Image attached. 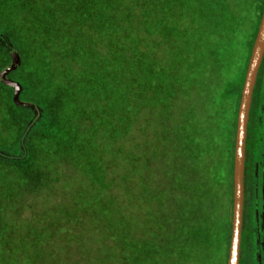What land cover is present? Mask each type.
I'll return each mask as SVG.
<instances>
[{"label":"rangeland","instance_id":"374dc122","mask_svg":"<svg viewBox=\"0 0 264 264\" xmlns=\"http://www.w3.org/2000/svg\"><path fill=\"white\" fill-rule=\"evenodd\" d=\"M126 1L140 4L142 28L166 36L169 40L168 50L164 49L168 55L164 54L156 60L157 66L163 59L167 61L163 74L159 77H155L153 72L149 74L157 80L154 86L156 94L150 95L148 100L140 99L144 105L153 104L155 110L163 113L166 119L165 129H137L139 134L153 131L151 143L144 142L147 139L139 135L138 158L132 161L140 177L138 195L135 194V197L147 202L145 207L140 206L135 211L140 221L144 217L145 220L139 226L126 221L124 224L132 227L139 239L140 234L148 235L152 224L160 221L159 217H151V201L164 197L169 201L170 210L165 218L166 225L162 222L163 233L148 238L144 244H137L136 251L125 250L120 258L112 259L108 254L110 245H103V240L99 243L98 239L89 236L97 232H86L88 235L75 233V222L70 226L71 234L63 239L60 230H54L49 238L43 220L33 219L35 222L32 223L30 211L35 209L29 206L23 208V203L26 205L25 201L35 195L31 188L43 181L51 170L49 165L52 162L48 155L39 151L45 159L27 157L25 138L30 137L33 129H44L42 134L48 136L45 137L47 140L53 138L52 135L58 137L56 143L59 149L75 148L82 154L85 165L81 171H84L97 165L93 156V149L96 148L92 146L91 138L100 139L102 135L96 129H80L81 125H78L80 105H89L93 96H77L75 102L79 109L72 106L74 100L66 95V87L53 81L51 75L54 66L43 60L44 51L39 42L31 43L27 36L7 34L20 33L13 14L17 0H0V261L30 264L29 259L33 256L38 264H46V258L42 260L41 252L37 253L41 248L44 253L50 251L54 254V264H130L131 259L134 264L139 260L151 264L158 254L150 251L148 246L160 252L158 264H224L226 261L232 124L237 108V91L251 47V34L257 27L258 0H194L192 5L196 16L193 18H188L192 13L188 6L190 0ZM170 19H187L193 30L183 39L182 25L173 31L170 25L166 27ZM51 35L55 36L53 32ZM55 43L48 45L50 53L56 54ZM100 74L103 76V73ZM89 85L80 80L76 88L86 87L92 92ZM261 85L264 86V80H261ZM184 88L189 94L185 101L183 98L186 95L180 91ZM94 90L96 99L104 104L106 101L116 102V92L104 84L97 85ZM178 91L183 101L170 103L177 97ZM140 92L145 95L144 87ZM256 97L264 100V89ZM181 108L184 109L182 118L178 112ZM89 116L92 117V114ZM72 123L76 127L75 136H72ZM257 129L258 134L261 132L264 136V125L260 124ZM121 130L124 129L113 130L114 135ZM28 146L32 148V145ZM162 146L168 147V163L152 171V163L160 156L165 159L166 155L159 151L154 154L151 148ZM134 173L138 174L136 171ZM22 184H26L23 189L17 187L14 190L12 187ZM63 193L60 187L52 192L43 191L40 196H53L55 207L40 208L38 212L48 215L55 211L54 215H60L62 201L65 200ZM101 193L106 196V189ZM129 194L126 191V195ZM77 195L73 204L77 203ZM180 209L182 218L177 213ZM87 210L91 216L89 218L102 212L101 208L94 206V201ZM122 210L128 211V207L124 206ZM124 219L129 218L125 215ZM67 220L72 222L74 218L67 217ZM53 222L51 220L48 225L57 229L59 222ZM19 223L23 232L29 234L24 246L20 240L22 232L17 229ZM102 223L99 226L106 230V218ZM105 233V237L102 234L104 240L110 239L109 234ZM96 249L101 254L94 256Z\"/></svg>","mask_w":264,"mask_h":264},{"label":"trees","instance_id":"16d2710c","mask_svg":"<svg viewBox=\"0 0 264 264\" xmlns=\"http://www.w3.org/2000/svg\"><path fill=\"white\" fill-rule=\"evenodd\" d=\"M192 4H194V0L189 2L188 6L192 13L188 18L196 16L193 13ZM261 6L262 0H258L257 23ZM13 14L20 33L11 32L7 34L12 35L14 33L16 34L14 36L17 37L27 36L31 43L39 42L44 51L43 60L54 66L51 75L53 81H56L61 87H66V95L74 100L72 106L77 109L80 108L81 117L78 119V125H81L80 129L93 128L99 135H102L100 139L91 138V144L96 148L93 149V156L97 165L92 166L90 170L81 171L85 165L82 154H79L75 148L59 149L56 143L58 137L52 135L53 138L47 140L45 137L48 136L42 134L44 129H33L30 132V137L24 140L25 155L29 158L35 156L41 158L44 157L39 153L41 152L49 156L52 164L49 165L51 170L43 177V181L31 188L32 191H35V195L28 198L29 201H25L26 205L23 203V208L29 206L35 209V211L33 209L30 211L31 216H33L30 220L32 223L33 219H38L40 222L43 220L46 224L44 230L49 238L54 234V230L61 231L62 239L69 236L71 234L70 226L75 222L77 223L75 233L83 235L86 232H97L95 235L89 236L98 239L99 243L103 240V245H110V253L108 254H111L110 258L112 259L114 257L120 258L122 253L125 254V250L127 252L136 251L135 246L137 244H144L148 238L163 233L162 222L166 225L164 223L165 218L167 211L170 210L169 201L164 197H160L154 202L151 201V217H159L160 221L152 224L148 235L143 234L142 236L140 234V239L138 234L136 235L132 231V227H127L124 224L126 221V223L131 222L135 226H139L145 220L144 217L140 221L138 212L135 211L139 210L140 206L145 207L147 202L145 200L140 201L135 197V194L138 195L140 177L139 171L136 170V165H132V161L138 158L136 152L137 149L139 150V135L142 136V139L145 137L147 140L144 142L147 143H151L153 137V131L146 134L142 131L139 134L137 129H165L166 119L163 118V113L155 110L153 104L144 105L140 99L146 100L150 95L156 94L154 86H156L157 80L152 79L149 74L153 72L156 74L155 77L163 74L162 71L167 61L163 59L157 66L156 60L164 54L168 55L164 51V49L168 50V37L147 32L145 27L142 28L143 18L140 4L126 0H17ZM9 15L13 21L12 14L9 13ZM187 19H170L171 21L166 23V27L170 25L171 31H173L182 25L184 39V36L193 30L192 25L188 23L189 21H186ZM255 30L251 34V41ZM51 32L55 36L52 37ZM38 33L39 36L36 37ZM50 42H56L54 46L57 51L56 54L48 51ZM143 60L149 64H144ZM79 73L84 75L80 76ZM100 73H103V76ZM146 74H148L147 78ZM243 74L237 91L236 107ZM80 80L84 81L86 85L90 83L89 86L93 91L91 92L86 87L76 88L77 81ZM99 84H104L106 88H111L116 92V102L107 103L106 101L104 104L103 101L96 99L94 88L96 89ZM141 87L146 90L145 95L147 97L140 92ZM180 91L186 95L183 98L185 101L189 95L187 89L184 88ZM180 91L170 103L175 104L176 100L183 101ZM87 95L93 96L89 105H80L78 108L75 98ZM183 110V108L178 110L181 118L184 116ZM90 113L92 117L89 116ZM233 125L234 122L232 127ZM71 127L72 136H75L76 127L74 123L71 124ZM106 129L111 130L108 132ZM115 129L124 130L114 135L113 130ZM45 130L47 133H51L48 129ZM78 131L80 130L78 129ZM28 144L32 145V148L29 146L27 148ZM151 149L154 154L159 151L167 157H164L165 161L160 156L152 163V171H154L155 168L163 166L165 162L168 163L169 153L168 147L162 146L158 149L153 147ZM54 158H57L58 161ZM134 171L138 174H135ZM25 185L12 187L14 190L17 187L23 189ZM58 187L64 192L62 195L65 198L61 204L62 212L60 215H54L55 211L48 213V215L38 212L40 208L55 207L53 206V196L50 198L40 195L43 191H56ZM104 189H106V196L101 193ZM126 191L131 194L126 195ZM76 195L77 203L73 204L72 201L75 200L74 196ZM67 196L69 197L67 198ZM93 201L94 206L98 209L101 208L102 212H98L94 218H89L90 213L87 207L91 206ZM124 206L128 207V211L122 210ZM178 211L177 213L182 218V209ZM125 215L129 219H124ZM66 216L74 218V220L69 222ZM104 218H106V230L99 226V224H103ZM51 220L54 221L53 223L55 220L59 222L57 225L55 224L57 229L48 225ZM21 227L22 224L19 223L17 229L22 232L20 240L24 246L26 244L24 240L29 237V234H25ZM33 229L31 227L32 231H34ZM105 231L110 236V239L107 238L108 240H104L102 237V234L106 236ZM113 235L124 241L120 242ZM148 247H150V251L158 254L151 264H158L160 252L153 246ZM38 252H41L42 260L46 258V264H54L52 252L44 253L41 248L38 249ZM117 253L120 255L118 256ZM98 254L101 252L96 249L94 256ZM29 262L30 264H38L37 259L33 256ZM0 264L9 263L0 261ZM130 264H134L133 259L130 260ZM137 264L145 263L139 260Z\"/></svg>","mask_w":264,"mask_h":264},{"label":"flooded vegetation","instance_id":"af4514ba","mask_svg":"<svg viewBox=\"0 0 264 264\" xmlns=\"http://www.w3.org/2000/svg\"><path fill=\"white\" fill-rule=\"evenodd\" d=\"M261 80H264V51L256 71L247 113L242 160V205L237 264H264V136L261 132L258 134L257 129L260 124L264 125V100L256 97V94L264 89ZM233 144L234 129L230 151V171H232ZM230 221L231 200L229 232Z\"/></svg>","mask_w":264,"mask_h":264},{"label":"water","instance_id":"95a60500","mask_svg":"<svg viewBox=\"0 0 264 264\" xmlns=\"http://www.w3.org/2000/svg\"><path fill=\"white\" fill-rule=\"evenodd\" d=\"M264 51V0L255 34L251 43L234 119V144L232 159L231 221L225 264L238 263L240 216L242 205V160L247 113L257 68Z\"/></svg>","mask_w":264,"mask_h":264}]
</instances>
